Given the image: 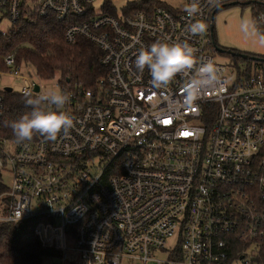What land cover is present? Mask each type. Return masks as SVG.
<instances>
[{
	"label": "built area",
	"instance_id": "1",
	"mask_svg": "<svg viewBox=\"0 0 264 264\" xmlns=\"http://www.w3.org/2000/svg\"><path fill=\"white\" fill-rule=\"evenodd\" d=\"M96 1L0 0L12 26L56 18L67 42L99 48L105 69L93 87L57 82L70 97L62 109L40 105L73 118L55 140L9 137L0 93V222L37 219L35 232L61 252L59 264H264V67L231 79L214 55L216 14L244 0H196L192 16L193 0L133 12L134 0L121 11L106 1L98 10ZM247 2L264 30V0ZM197 21L205 31L192 35ZM183 41L196 49L194 64L167 85L136 70L142 49ZM5 64L11 92L41 95L33 64L14 54ZM206 65L214 72L201 74Z\"/></svg>",
	"mask_w": 264,
	"mask_h": 264
},
{
	"label": "trees",
	"instance_id": "2",
	"mask_svg": "<svg viewBox=\"0 0 264 264\" xmlns=\"http://www.w3.org/2000/svg\"><path fill=\"white\" fill-rule=\"evenodd\" d=\"M147 3L159 4V0H134L128 5V12L141 9ZM33 18L15 22L8 31L0 32V69H7L5 58L14 54L19 63L26 61L33 64L40 78L49 80L57 77L63 89L79 85L93 87L95 81L105 74L99 48L83 39L75 43L67 42L65 25L54 17ZM0 93L4 95L6 104L4 132L15 138L10 124L33 110L25 103L26 99L33 97L8 92L2 87ZM39 110L47 111L40 107ZM261 156L264 157V147ZM5 189L0 182V193ZM37 222V219L18 223L0 222V264L60 263L61 252L45 244L35 232ZM234 242L237 246L242 245Z\"/></svg>",
	"mask_w": 264,
	"mask_h": 264
},
{
	"label": "clouds",
	"instance_id": "3",
	"mask_svg": "<svg viewBox=\"0 0 264 264\" xmlns=\"http://www.w3.org/2000/svg\"><path fill=\"white\" fill-rule=\"evenodd\" d=\"M190 16L198 13L196 0L186 9ZM205 24L197 21L188 26V32L196 35L205 31ZM264 43V37L261 38ZM196 49L187 41L183 42H155L147 49H142L135 59V68L143 73L147 70L151 75V82L156 87L167 85L181 72L191 69L195 60ZM212 73L211 65L200 69V73ZM70 97L63 91L49 90L37 98H28L25 103L32 107L29 114L22 115L18 120L11 122L10 127L18 142L31 140L34 134H39L47 140H55L61 133L73 127V118L64 111H41L42 103L54 105L62 109ZM22 215V214H21ZM21 218V216H20Z\"/></svg>",
	"mask_w": 264,
	"mask_h": 264
},
{
	"label": "rangeland",
	"instance_id": "4",
	"mask_svg": "<svg viewBox=\"0 0 264 264\" xmlns=\"http://www.w3.org/2000/svg\"><path fill=\"white\" fill-rule=\"evenodd\" d=\"M111 2L112 5L121 11L129 2L133 0H97L96 8L99 10L104 2ZM174 8H184V0H160ZM243 2L228 5L218 11L215 16V41L220 51L214 53L218 62L228 66V73L231 79L237 77L244 78L250 73L255 72L264 64L261 61L246 59L243 55L256 56L264 58V43L261 38L264 37V30L258 26L256 19V9L253 3ZM12 26V22L0 13V30L8 31ZM252 58V57H251ZM41 83V95L49 90L61 91L56 85L58 78L45 80L37 79ZM15 84V80L8 74L0 76V87L11 86ZM4 184L8 187L12 184V173L8 167L2 172ZM174 242H170V246ZM157 258H165L168 256L166 252H158L154 254ZM79 264V263H76ZM149 264H153L150 262Z\"/></svg>",
	"mask_w": 264,
	"mask_h": 264
},
{
	"label": "water",
	"instance_id": "5",
	"mask_svg": "<svg viewBox=\"0 0 264 264\" xmlns=\"http://www.w3.org/2000/svg\"><path fill=\"white\" fill-rule=\"evenodd\" d=\"M246 3H251V2H246ZM212 27L214 28V25L212 24ZM215 35H214V33H213V37H214ZM215 38V37H214ZM214 44H215V47H216V49L218 50V51H220V48L219 47H217V43H216V41L214 42ZM243 57L244 58H246V59H253V60H256V61H263L264 60V58H259V57H256V56H248V55H243ZM4 89L6 90V91H8V92H11L12 91V87L11 86H5L4 87ZM35 90L36 91H38L39 90V85H36L35 86Z\"/></svg>",
	"mask_w": 264,
	"mask_h": 264
}]
</instances>
